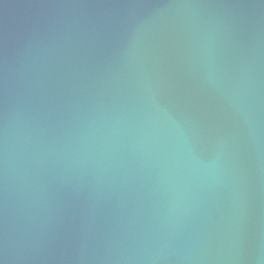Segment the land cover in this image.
Listing matches in <instances>:
<instances>
[{
    "label": "water",
    "instance_id": "1",
    "mask_svg": "<svg viewBox=\"0 0 264 264\" xmlns=\"http://www.w3.org/2000/svg\"><path fill=\"white\" fill-rule=\"evenodd\" d=\"M0 264H264V0H0Z\"/></svg>",
    "mask_w": 264,
    "mask_h": 264
}]
</instances>
